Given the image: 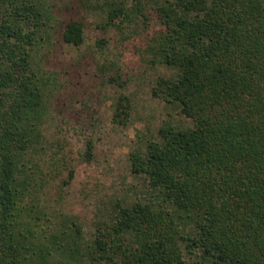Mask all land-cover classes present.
Wrapping results in <instances>:
<instances>
[{"label":"trees","instance_id":"16d2710c","mask_svg":"<svg viewBox=\"0 0 264 264\" xmlns=\"http://www.w3.org/2000/svg\"><path fill=\"white\" fill-rule=\"evenodd\" d=\"M132 1L109 0L108 23L138 10ZM155 4L151 62L171 72L151 92L190 123L163 121L129 153L146 192L116 201L84 244L73 218L36 201L27 164L46 107L31 49L51 13L36 0H0V264H264V0ZM62 36L81 44L82 23L68 21ZM129 112L120 94L113 121ZM50 220L59 231L49 233Z\"/></svg>","mask_w":264,"mask_h":264},{"label":"rangeland","instance_id":"374dc122","mask_svg":"<svg viewBox=\"0 0 264 264\" xmlns=\"http://www.w3.org/2000/svg\"><path fill=\"white\" fill-rule=\"evenodd\" d=\"M36 1L48 7L51 18L31 49L32 68L45 80L40 88L46 106L39 143L27 154L29 171L38 183L33 194L49 214L61 211L73 218L85 244L116 201L130 203L146 192L143 177L130 170L129 153L155 138L163 121L184 126L190 119L176 103L151 92L157 76L171 72L161 62H151L148 49L161 25L154 7L160 0H141L138 10L130 9L114 23L106 16L109 0ZM132 2L127 0L128 7ZM70 20L83 25L79 45L63 39ZM120 94L130 104L125 124L112 119ZM49 224V233L59 231L51 220Z\"/></svg>","mask_w":264,"mask_h":264}]
</instances>
